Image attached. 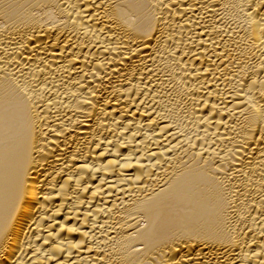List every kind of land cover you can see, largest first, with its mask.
<instances>
[{
	"label": "bare ground",
	"instance_id": "6f19581e",
	"mask_svg": "<svg viewBox=\"0 0 264 264\" xmlns=\"http://www.w3.org/2000/svg\"><path fill=\"white\" fill-rule=\"evenodd\" d=\"M0 264H264V0H0Z\"/></svg>",
	"mask_w": 264,
	"mask_h": 264
}]
</instances>
